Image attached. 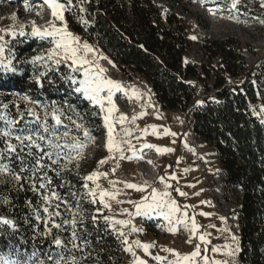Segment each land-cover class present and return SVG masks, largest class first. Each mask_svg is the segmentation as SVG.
Returning <instances> with one entry per match:
<instances>
[{"label":"snow or ice","instance_id":"obj_1","mask_svg":"<svg viewBox=\"0 0 264 264\" xmlns=\"http://www.w3.org/2000/svg\"><path fill=\"white\" fill-rule=\"evenodd\" d=\"M44 2L51 8L52 16L61 23L57 25L54 21H50L48 27L43 29L34 23L32 24L30 35L41 40H47L52 45L43 54L32 57L31 62L33 65L39 64L44 69V71L34 74L33 79L40 88H43L44 79L48 76V73L57 70L61 64H64L69 71L62 74L60 79L75 85L73 89L75 93H79L91 104L98 106L100 112L104 113L103 124L107 129L106 149L110 155L98 160L97 167H102L110 159L116 160L117 153L120 159L131 160V156H125V146L135 156L138 150L136 145L132 143L133 139L139 142L142 137L149 134L156 136L158 139L162 136H170L173 138L171 143L175 144L177 133L171 131L168 127L152 124L141 129L136 124L138 119L147 115L146 111L133 114L131 117L119 112V108L113 99L114 91L122 92L128 99H132L133 96L140 99L145 94L133 88L132 96H129L120 82L106 76L107 69L101 66L100 60H108V57L99 52L93 45L87 42L82 43L79 37L74 36L68 30L67 22L64 19V9L72 7V0H68L67 5L59 3L58 0H44ZM200 2L203 3V0H200ZM79 3L81 4L79 11H86L82 6L84 0H79ZM240 3L241 0H232L231 8L237 9V5ZM260 7L264 8V2L260 4ZM209 11L212 10L209 9ZM212 14L215 15V13ZM80 20L81 23L87 25L88 22L83 17H80ZM261 23H264V21H261ZM12 35H15V32ZM19 35H26L23 27H21ZM190 39L196 40L197 37L191 36ZM2 40H4V37L0 35V41ZM4 52V45H0V67H3L5 71L15 72L16 68L12 66L11 60H8L7 63L3 62ZM184 62L188 63L187 59ZM108 63L112 67H116L111 60H108ZM54 83L52 79H48L49 85ZM20 100L24 103V108H21L20 104L14 103V115L10 112L9 105L0 101V183H14L16 190H23L26 184L28 190L39 194L40 207L33 205L31 201H27V204L35 214V218L44 225V230L40 233V236L45 239L50 238L51 245L55 246L56 251H49L45 255V259H32L30 257L27 260H13L0 257V264H84L87 259L84 249L89 244L86 236L90 235L87 229L83 228L86 220L89 219L85 216L86 209H83L77 202L75 205L76 211H72L69 201L53 187V176L49 173H55V176L63 181L64 175L72 171L70 165L78 170L80 161L85 159L86 147L89 143L94 144L96 137L85 125V116L79 113L71 104L58 106L55 101L51 104H44L29 96H22ZM202 103L203 101H197V105ZM147 107H154V105L149 102ZM253 112L259 115V113H255V109H253ZM260 112L264 113V105L261 106ZM116 113H119V115H114ZM92 115H96V113H92ZM157 118H160L159 113H157ZM126 122L135 127H125ZM261 123H264V119L261 120ZM117 125H120L119 131H117ZM158 127H163L162 134L158 132ZM149 129H151V133H149ZM136 130H139L140 134L133 136ZM81 132L82 136L77 134ZM185 147H188L186 141ZM153 148L160 155L176 151L172 147H160L151 143H143L140 150ZM189 151L194 152L191 148H189ZM181 159L177 158L176 163L179 164ZM148 163L151 164L152 161H148ZM118 167L119 163L110 170L113 175ZM183 171L187 173L191 169L185 168ZM101 177L108 180L113 190L103 189L97 183ZM108 177V172L94 170L82 178L84 180L82 186L87 189V196L90 197L91 203H97L98 198V202L103 205V208L109 211L112 210L110 201H115L116 204L127 202L133 206L134 212L128 208L121 209L119 215H126L127 218L125 219H117L115 215H105L103 219L106 227L115 232L118 238H122L121 243L126 245L124 251L135 257L134 264H147V261L136 256L133 245L136 248H141L145 254L151 255L149 249L155 247V242L142 243L140 240H134L129 243L128 234L125 233L124 229L130 226L129 231L131 233L144 231V229L136 227L133 218L152 216L163 217L168 224L166 230L171 234H176L180 228L188 231L187 243H191L192 239L198 236L199 243L195 245L191 253L182 255L175 249L162 248L163 251L175 257V259L169 260L167 264H201V261L203 264H236L235 256L239 249L238 247L233 249L228 244L214 246L211 251L221 253L230 259L210 260L206 254L208 252L207 247L203 249L205 254L201 255L202 245L206 246L211 243L208 237L212 233L200 231L203 226L197 223L195 212L191 216L189 215L188 209L195 206L181 205L173 196V192L178 193L181 197L188 196V193L178 186L179 179L176 173L165 171L163 175L157 178L164 185L163 190L157 189L154 184H149L147 181L138 185L126 181H114L108 179ZM89 181L94 184V187H89ZM170 181H176V185L174 186ZM66 183L68 182H62L57 187L63 188ZM117 183L123 184L126 189H135L139 193L147 194L142 195L139 200L129 199L124 201L117 199L122 194V189L116 187ZM188 187H194V185H188ZM71 195L75 197L77 193L72 192ZM196 195H199V193H196ZM0 203L11 206L12 202L7 197H3L0 198ZM201 203L211 204L210 201H201ZM61 205L64 206V211L70 213V219L64 217L60 210ZM96 212L100 213L101 209L97 208ZM199 214L205 217L212 215L205 212ZM98 218L97 215L90 216L94 224ZM224 219V217H221V220ZM67 225H71V232L70 236L64 237L62 233L69 231ZM5 226L11 229L9 235H13L18 231L15 220L0 214V229H5ZM207 227L215 228L216 226L209 224ZM80 228H83L82 232L79 230ZM218 231L221 233L230 232V229L224 228L218 229ZM3 234L4 232H0V235ZM231 239L236 242L237 238L233 235ZM77 252L81 253L79 257L76 255ZM35 255L33 253L32 257H35ZM153 259L163 264L167 257L156 255Z\"/></svg>","mask_w":264,"mask_h":264},{"label":"rangeland","instance_id":"obj_2","mask_svg":"<svg viewBox=\"0 0 264 264\" xmlns=\"http://www.w3.org/2000/svg\"><path fill=\"white\" fill-rule=\"evenodd\" d=\"M151 1L161 9L176 14L184 21L185 25L190 30L188 36L190 47L184 57L188 62L195 63L198 66L202 62H205L206 57L201 50V45L205 39L223 40L227 37H233L240 43L243 60L247 64L246 71H250L252 80L256 79L254 77V67L264 59V23H261V21H264V8L260 7V4L264 2V0H241V3L237 5L238 11L237 9L231 8L232 0H203V3H201L200 0H195V2L194 0ZM58 2L64 4L61 1ZM72 5L79 6L72 12L70 11L76 23L80 24V17L84 18L85 15H87L88 21H91V17L86 11H79L81 7L79 0H73ZM82 6L86 9L84 5ZM209 9H211V12L215 13V15L212 16ZM67 11L66 7L64 9V19L67 22L68 30L73 33L74 36L79 37L82 43L87 42L93 45L84 32L76 31L69 24ZM50 21H54L57 25L61 23V21L56 20L52 16L51 8L44 0H0V35L4 37V40L0 41V45H4L5 47L3 62L7 63L8 60H11L12 66L15 68L22 63L26 64L30 69L28 76L30 81H34V74H38L39 71H44L39 64L33 65L31 62L32 57L43 54L47 49L52 47L47 40H41L38 37L31 36V26L34 23L36 26L43 29L48 27ZM21 27L24 28L26 33L25 36L19 35ZM13 32H15V35H12ZM191 36H196L197 39L192 40L190 39ZM93 46L95 47V45ZM95 48L99 52H102L100 48ZM108 60H100L101 66L107 69V77L120 82L129 96H132L133 88L145 94L140 99H136L134 96L132 99H128L122 92L114 91L113 99L119 108V112L125 113L131 117L133 114L146 111L147 115L138 119L136 124H138L141 129L146 125L152 124L168 127L171 131L177 133L176 143H171L173 138L170 136H162V138L158 139L151 134L142 137L139 142L133 139L132 143L136 145V149L138 150L135 156H133V152L128 151L127 146H125V156H131V160L120 159L117 153L116 160L110 159L108 163L98 168L97 161L110 155L106 147L103 148L104 151H102L100 147V143L104 141L106 144L107 140V129L103 124L104 113H101L98 106L91 104L80 94L79 98L75 99L70 95L69 97H65L64 95L59 99L55 98L56 104L58 106L71 104L79 113L85 116V125L90 129L92 135H102V137L97 140V146L93 145L90 148L89 153L93 156L87 154L85 159L80 161L79 169L87 172L93 167L100 172H108V179L126 181L138 185L147 181L149 184H154V186L160 190H163L164 185L161 184L157 178L163 175L165 171L176 173L179 179L178 186L181 187L183 191L187 192L188 196L181 197L175 192H173V196L181 205L187 204L189 206H195L194 208L190 207L188 209L189 215L191 216L193 212H195L197 223L203 226L200 231L212 233V235L208 237L211 243L206 246L202 245L201 255L205 254L203 249L207 247L208 252L206 254L209 256L210 260L230 259L221 253H213L211 249L214 246H223L226 244L231 245L233 249L237 247L239 249V238L235 231L236 223L234 221L236 216V198H238L239 193L233 188H228L223 183L224 175L220 170L219 161L215 157L214 148L200 140L193 132L191 119L188 118L185 111L164 109L155 98L151 85L142 76L132 72L124 74L118 68L112 67V65L108 63ZM68 71L69 69L66 65L61 64L57 70L48 73L44 82L48 84V79H52L55 82V87H58L60 82L61 85L59 88L65 87L67 91L73 90L75 85H71L60 79L61 75ZM9 72L11 71H5L3 67H0V101L8 104L10 112L14 115L15 107L12 108V106H14V103H19L17 98L18 94L21 92L19 91L18 94H16L15 88L4 85L6 74ZM235 81H237V78H229L227 81L228 86L232 87ZM199 82L201 85H205V87L208 88V90H206L208 93H215L217 91V89L212 87L211 78L199 80ZM202 94L203 93H201V95ZM21 95H23V93H21ZM149 102L154 105V107H147ZM262 105H264V102L260 99L255 102H249V108L259 122L264 119V113L260 112ZM20 107L24 108L22 105ZM253 109H255V113H259V115L254 114ZM92 113H96V115H92ZM157 113L160 114L159 119L157 118ZM114 115L118 116L119 113ZM262 124L264 125V123ZM129 126L135 127L126 122L125 127ZM119 128L120 125H117V131H119ZM158 132L162 134L163 127H158ZM149 133H151V129H149ZM77 134L82 135V132ZM139 134V130H136L133 136ZM191 135H196L195 140L197 145L191 140ZM185 141L188 147H185ZM143 143H151L160 147H172L176 149V151L160 155L155 151V148L140 150ZM93 147H95L96 150H94ZM189 148L193 149L194 152L189 151ZM90 158H94L95 162H90ZM177 158H182L179 164L176 163ZM148 161H152V163L149 164ZM117 163H119V167L113 175L110 170L116 167ZM185 168H189L191 171L185 173L183 171ZM75 170L77 169L75 168ZM170 182L174 186L176 185V181ZM97 183H99L103 189L113 190L108 180L103 177H101ZM188 185H194V187H188ZM92 187H94V184ZM116 187L122 189V194L119 195L117 199L124 201L129 199L139 200L142 195L147 194L139 193L135 189H126L121 183H117ZM196 193H199V195H196ZM201 201H210L211 204H202ZM110 203L112 205L111 211L103 208V205L100 204L104 215H115L117 219H123L126 216L119 215L121 209L128 208L130 211L134 209L133 206L127 202L116 204L115 201H110ZM200 212L211 213L212 215L210 217H205L200 215ZM221 217L225 219L221 220ZM146 219L153 222L155 228L150 229L146 225L142 226V229H144V231H142V241L144 243L155 242L156 247V249L151 252V255H147V257L156 255L167 257V259L163 261V264H167L169 260H173L175 257L163 251L162 248L175 249L183 255L191 253L195 245L199 243L198 236L194 237L191 243H187L186 241L189 238V233L183 228H180L176 234L169 233L166 230L168 224L163 217L152 216L146 217ZM209 224H213L216 227L208 228L207 226ZM117 227H119V225H117ZM224 228L230 229V232L221 233L218 231V229ZM233 235L237 238L236 242H233L231 239ZM144 239L147 240L145 241ZM8 254L13 260L29 259L27 253H21L15 250H9ZM0 257L9 258L6 257L5 254H2L1 251ZM144 260L147 261V259ZM201 264H203L202 261Z\"/></svg>","mask_w":264,"mask_h":264},{"label":"trees","instance_id":"obj_3","mask_svg":"<svg viewBox=\"0 0 264 264\" xmlns=\"http://www.w3.org/2000/svg\"><path fill=\"white\" fill-rule=\"evenodd\" d=\"M83 5L91 21L85 15L87 25L76 23L71 12L79 6L72 5L67 7L69 24L84 32L121 72L142 76L164 109L185 111L193 121V132L214 148L223 183L239 193L235 210L237 259L241 264H264V125L249 108V102H264V59L254 67L256 79L252 80L239 41L227 37L203 41L201 50L206 60L199 66L185 63L190 30L176 14L151 0H84ZM29 73V67L22 63L15 72L6 74L4 85L35 90L37 84L30 81ZM194 78H211L219 102L204 97L203 104L190 115L189 109L198 95ZM229 78H237L232 87L228 86ZM56 91L55 87V98ZM40 92L54 97L52 85L45 82ZM3 197L12 203H0V214L15 220L18 226L13 235L8 234L11 229L7 226V231L0 229L4 232L0 235V251L8 255L9 250L24 246L29 240L24 219L28 212L25 200L30 192L26 184L23 190H16L14 183H0V198Z\"/></svg>","mask_w":264,"mask_h":264},{"label":"built area","instance_id":"obj_4","mask_svg":"<svg viewBox=\"0 0 264 264\" xmlns=\"http://www.w3.org/2000/svg\"><path fill=\"white\" fill-rule=\"evenodd\" d=\"M192 81L195 83L194 87L198 91V95H197V98L194 104L189 109L190 115L193 114L194 110L198 106L203 104L202 103L200 105H197V101L204 102V97H207L211 100L219 101V99L216 96V93L214 92L208 93V91L205 90L204 86L201 85L198 79L194 78L192 79ZM52 87L54 89L53 98L43 95L40 92L41 88L38 85H37V89L35 90L16 89V94H18L19 91L23 93V95H21V93L18 94V98H17V100L19 101L18 104H20V106L21 105L24 106V103L20 100V97L22 96H29L32 99L39 100L44 104H51L53 101H55V83L52 84ZM56 88H57V91H56L57 99H59L60 97H63L64 95L65 97H69L70 95L74 99L79 98V93H75L72 89L67 91L63 87L59 88L58 86ZM200 92L203 94L201 95ZM36 94H38L40 97H37ZM12 108H14V106H12ZM191 125L193 129L192 119H191ZM93 136L96 137L95 143L88 144V146L85 149V157L87 154L91 155V153H89L90 148L93 145L97 146L98 138L102 137V135H93ZM195 136L196 135H191V140L193 141L195 145H197ZM100 147L102 151H104L103 148L106 147V144L104 141L100 143ZM93 149L96 150L95 147H93ZM89 160L90 162H95L94 158H90ZM69 167L72 168V171L64 175L63 181L57 178L55 176V173L50 172L49 175L53 176V187L62 197H65L69 201L70 205L72 206V211H76L75 205L77 204V202H79L80 206L83 209H86L85 216L89 217V219L86 220L83 228H86L87 232L90 233V235L86 236V239L88 240L89 244L84 249V254L87 256V259L84 261V264H134L135 257H133L131 253L124 251V248L126 247V245H123L121 243L122 238H118V235L115 234V232H113L111 229H108L106 227V223L103 219V216L105 215H104V212H103V209L100 203L98 202V198H97V203H91L90 197L87 196V189L83 188L82 186L84 183V180L82 178L88 175L89 173H91L92 171L96 170V168L92 167V169L85 172L80 169L75 170V168L72 165H70ZM65 181L68 182L65 184V187L63 188L57 187L58 184L65 182ZM88 184H89V187H92L93 185L91 181H89ZM29 192H30V197L25 200V207L27 208L28 212H27V216L24 219V223L28 225L29 227V235H28L29 240L26 243V245L21 246V247H15V248H12L11 250H15L21 253L22 252L27 253L29 258L31 257L32 259H36V258L45 259V255L49 251H56V249L54 245H51L50 238L45 239L42 236H40V233H42L44 230V225L43 223H41V221L35 218V214L33 213L32 209L27 204V201H31L33 205L40 207V197L38 193H34L30 190ZM72 192L77 193V195L73 197L71 195ZM81 197H83V199H81ZM97 208L101 209L100 213L96 212ZM60 210L63 213L65 218H68V219L71 218L70 213L64 211L63 205H61ZM134 211L135 209L132 210V212ZM92 215H97L99 217L95 224L90 219V216ZM125 218H127V216H125L123 219ZM234 221L236 223V216H235ZM133 223L136 225L137 228H142V226L144 225H146L150 229L155 228L153 222H151L150 220H147L146 217H134ZM66 227L69 229V231L62 233V236L64 237L70 236V232H71V225H67ZM83 228H80L79 230L82 232ZM129 228L124 229L125 233L128 234L129 243H131L134 240H140L141 242H143L142 241L143 240L142 231L131 233L129 231ZM235 231L237 233L236 227H235ZM144 240L146 241L147 239H144ZM133 249L136 252V256L140 257L141 259H147V264H160L158 262L156 263V260L153 259L154 256L147 257V254H145L141 248H136L135 245H133ZM155 249L156 247L150 248L149 249L150 253L153 252ZM33 253L36 254L35 257H32ZM89 253L90 255H88ZM237 254L238 252L236 253V256H235L237 264H241L237 259ZM76 255L79 257L81 253L77 252ZM6 257H9L8 259H12L10 258L9 254L6 255Z\"/></svg>","mask_w":264,"mask_h":264},{"label":"bare ground","instance_id":"obj_5","mask_svg":"<svg viewBox=\"0 0 264 264\" xmlns=\"http://www.w3.org/2000/svg\"><path fill=\"white\" fill-rule=\"evenodd\" d=\"M213 12H211V15L213 16V14H212ZM214 18V17H213Z\"/></svg>","mask_w":264,"mask_h":264}]
</instances>
